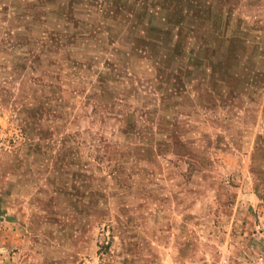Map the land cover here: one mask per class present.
Here are the masks:
<instances>
[{"label":"rangeland","instance_id":"obj_1","mask_svg":"<svg viewBox=\"0 0 264 264\" xmlns=\"http://www.w3.org/2000/svg\"><path fill=\"white\" fill-rule=\"evenodd\" d=\"M103 6L0 0V264H264V88L198 105L195 81L170 120L166 60L151 76ZM238 6L264 22V0Z\"/></svg>","mask_w":264,"mask_h":264},{"label":"trees","instance_id":"obj_2","mask_svg":"<svg viewBox=\"0 0 264 264\" xmlns=\"http://www.w3.org/2000/svg\"><path fill=\"white\" fill-rule=\"evenodd\" d=\"M110 1L111 3L104 0L102 16L105 13L107 16V12L116 9L115 16L123 17L127 24L132 23L131 53L145 61L144 65L148 67L151 76L156 75V79H159L160 71L157 64H161L163 58L166 60V63L163 64L164 71L161 74L162 82L160 83L161 87L165 86L163 91H166V95L160 93L158 99L162 101L160 107L170 106V120H176L172 115L174 106L176 102L180 106L179 99L184 98L182 94L190 88V83H195V81L200 84L201 88V92L196 95L198 98L195 96L199 102L198 105L204 96L205 104H208L207 101L210 100L216 104L224 96L237 97L239 89L249 88L253 92L263 90L264 64L261 60H264V22L254 18L249 23L247 18L242 17L238 8L240 0H173L174 4L170 5V8L166 9L167 11L161 5H163V1L169 2L170 0H158L157 3L161 7L159 6L157 9L151 8L152 3L147 4V0L136 5L142 13L150 12V9H153L155 11H151V13L163 14L161 22L166 25L165 29L157 28L154 25L150 26V22L143 23V15L138 16L134 12L126 14V11L123 10L126 9L127 0ZM210 1H219L220 7L213 5ZM223 5L226 9L221 7ZM172 15L180 17L177 21H173V17L170 18ZM111 21L114 22L113 19ZM198 30L202 35L201 38L193 39V34ZM60 40L63 39L57 38L55 43ZM198 41H200L199 46ZM197 48L199 50L195 51ZM160 49L161 55L156 53ZM250 50L251 54H249ZM159 58L160 61H158ZM243 60L247 65L242 69L243 63L241 62ZM256 63H259L261 68H256ZM75 65V69L70 71V76L80 83L83 71L82 63L76 62ZM111 80L116 83L114 76ZM155 81L157 82V80ZM229 88H232L233 91L228 92ZM57 90L66 92L61 88ZM209 95H211V99L206 97H210ZM166 100L168 101L165 103ZM171 101V105H165ZM214 104H212L213 107ZM156 110V108L152 109L153 115ZM161 112H163V108H161ZM166 118L169 117L166 116ZM70 139L75 142L72 138ZM168 147L173 149L176 146Z\"/></svg>","mask_w":264,"mask_h":264}]
</instances>
